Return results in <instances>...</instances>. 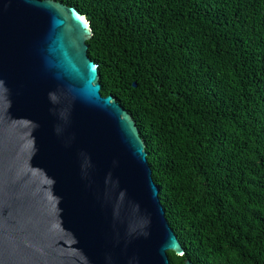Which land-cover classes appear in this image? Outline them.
I'll use <instances>...</instances> for the list:
<instances>
[{"label":"trees","instance_id":"obj_1","mask_svg":"<svg viewBox=\"0 0 264 264\" xmlns=\"http://www.w3.org/2000/svg\"><path fill=\"white\" fill-rule=\"evenodd\" d=\"M57 1L146 142L171 264H264V0Z\"/></svg>","mask_w":264,"mask_h":264},{"label":"water","instance_id":"obj_2","mask_svg":"<svg viewBox=\"0 0 264 264\" xmlns=\"http://www.w3.org/2000/svg\"><path fill=\"white\" fill-rule=\"evenodd\" d=\"M92 36L75 6L0 0V264H171L169 251L185 253L136 120L102 94Z\"/></svg>","mask_w":264,"mask_h":264}]
</instances>
